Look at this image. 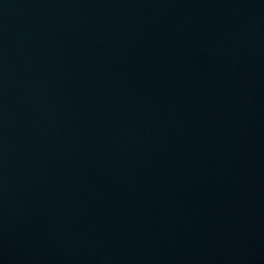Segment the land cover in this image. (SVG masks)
<instances>
[{
    "label": "water",
    "instance_id": "1",
    "mask_svg": "<svg viewBox=\"0 0 264 264\" xmlns=\"http://www.w3.org/2000/svg\"><path fill=\"white\" fill-rule=\"evenodd\" d=\"M0 264H264V0H0Z\"/></svg>",
    "mask_w": 264,
    "mask_h": 264
}]
</instances>
